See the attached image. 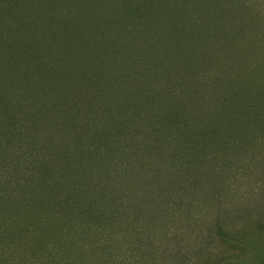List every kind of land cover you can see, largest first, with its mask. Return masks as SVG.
Masks as SVG:
<instances>
[{
	"label": "trees",
	"instance_id": "16d2710c",
	"mask_svg": "<svg viewBox=\"0 0 264 264\" xmlns=\"http://www.w3.org/2000/svg\"><path fill=\"white\" fill-rule=\"evenodd\" d=\"M241 4L0 0V264H168L160 250L201 248L193 226L211 218L208 232L237 253L214 263L227 264L264 235L263 220L232 228L242 210L223 207L242 194L244 166L264 210V89L209 73ZM196 159L214 164L211 182L233 168L212 197L217 217Z\"/></svg>",
	"mask_w": 264,
	"mask_h": 264
},
{
	"label": "rangeland",
	"instance_id": "374dc122",
	"mask_svg": "<svg viewBox=\"0 0 264 264\" xmlns=\"http://www.w3.org/2000/svg\"><path fill=\"white\" fill-rule=\"evenodd\" d=\"M239 2L244 3L245 5H241H244L247 9L243 8V10H245L242 14L238 15V13L235 12L230 19H227L231 21L230 27L232 31L235 32L229 37V40H227V35L225 34L224 36H220L221 39L219 37L216 38V41L221 48L213 50L212 56L214 62L209 69V73L213 79L218 76L228 83V72L237 71L236 75L242 78L243 83L247 82L250 87H254L257 90L260 88L264 89V0H238V3ZM234 9L237 10L238 8L234 7ZM240 19H242V21ZM236 32L237 35L240 36L238 42L236 41ZM221 33L222 32L217 34L221 35ZM231 41L237 43L231 47ZM224 49H226L227 52L226 58L222 56V50ZM231 66L232 70H230ZM226 73L227 76L225 78ZM222 90L224 91L227 89L223 86ZM210 96L211 95H208L207 97ZM260 145L262 146V149H264V138H262V143H260ZM194 161L197 164L198 170L193 173L197 174L200 179L205 176V173L211 166L214 167V164L209 162L201 163L198 159ZM229 169L231 170V174L230 172H224L217 181H208L206 180V177H203L201 182L197 181L199 188H204L212 194L211 198H208V200L211 203V211L213 209L214 212H212L216 214L214 217H217L218 214H222V210L219 207V204H214L212 208V201L219 196L220 189H225V186L227 189L232 182L235 183V176L232 175L233 168L229 167ZM236 171L239 176L244 175L246 177L245 180L240 183L243 186L242 194L236 197L232 195L223 196L224 202L227 203L223 204V207L226 208L227 211L229 209H235V211L242 210L239 214L234 216V223L231 227L245 228L249 231L255 226L258 220L264 221V210H261L262 203L260 201L258 202L257 198L250 197L254 185L251 184L253 181L249 180L251 177L248 178V170H245L243 166L240 169H236ZM183 172H185V170ZM216 187L217 191H215ZM212 197L214 199H212ZM162 221L160 222V225ZM193 227L198 234L201 232L199 231V229L201 230V227L202 229H205V236L203 237L204 244L201 248H184L181 250V254L178 257L172 252V249L171 254L167 248H162L160 250V255L165 262L168 264H214L218 259H221L228 253L227 248L232 249L234 253H236L235 248H231L226 243L217 242L215 238L211 236L212 231H210V233L208 232V229L212 227V218L209 222H206L199 227L198 225H194ZM188 229L187 226H184L181 234L183 241L182 245H186V247L194 245L195 243V238H193L194 231L190 230V233L188 234ZM154 231L155 228H151L150 234L152 235ZM172 238H174L172 230L168 232V235L163 231L161 232L157 230L156 236L154 237V239L166 243L167 246H170L171 242L173 243ZM176 240L181 241L178 238ZM237 245L239 252H243V256L234 259L227 264H264V235H253L243 239Z\"/></svg>",
	"mask_w": 264,
	"mask_h": 264
}]
</instances>
